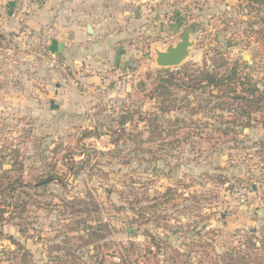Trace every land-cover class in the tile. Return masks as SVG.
Instances as JSON below:
<instances>
[{"label":"rangeland","instance_id":"374dc122","mask_svg":"<svg viewBox=\"0 0 264 264\" xmlns=\"http://www.w3.org/2000/svg\"><path fill=\"white\" fill-rule=\"evenodd\" d=\"M42 1L0 0V149L18 152L6 155L3 168L29 184L40 175L55 178L46 187H25L24 218L0 224V264H21L24 249L34 264L50 262L51 246L67 240L77 256L95 255L102 264L120 257L132 264H217L220 254L240 248L262 257L261 250H247L245 240L264 235V112L254 114L252 126L225 134L232 125L224 121L233 115L206 106V93L190 90L188 103V91L174 90L182 108L162 113L153 90L159 74L222 62L262 87L264 0H174L167 34L155 44L165 49L183 28L199 25L185 61L158 66L155 39L141 36L115 49L130 61L118 69L75 65L51 51L26 24ZM8 10L14 23L5 30ZM177 117L185 123H167ZM155 130L162 136L150 140ZM74 199L97 204V210L75 212V221L105 235L98 249L81 247L76 222L69 231L64 201ZM151 235L167 245L157 250Z\"/></svg>","mask_w":264,"mask_h":264},{"label":"trees","instance_id":"16d2710c","mask_svg":"<svg viewBox=\"0 0 264 264\" xmlns=\"http://www.w3.org/2000/svg\"><path fill=\"white\" fill-rule=\"evenodd\" d=\"M256 2L260 0H255ZM150 76V73H149ZM141 85H145L144 82ZM174 90L188 91L186 96H183L188 103L189 91H201L206 93L208 97L206 100V106L212 105V109L220 110L222 112L229 111L233 118L229 121H224L225 123H230L232 126L225 127V134L233 131L237 133L235 129L237 125L243 127L252 126L253 116L255 113L264 112V85L259 86L257 81H254L248 73H243L242 70H239L237 67H226V63H218L212 68L207 64L204 66L194 67L189 64L183 65L177 71H170L167 74H159L158 82L153 90L154 99L159 102V109L162 113H170L175 110L178 106V100L174 94ZM202 107V105H199ZM192 114H196V110L192 109ZM223 116V115H222ZM131 115L123 118L122 123L126 122L127 119H130ZM142 119H144L142 117ZM181 122L185 123L180 117H177L173 120H167V123L180 124ZM156 133L151 131L150 140L155 136H162V130H155ZM173 132L174 131H170ZM88 136V134H86ZM6 147H1L0 149V224L14 222L15 218H24V212L27 205L29 204L28 199L22 197L23 193L29 195V191L25 190V187L30 186L32 189H39L42 187L49 186L55 178L51 174L40 175L34 184L26 183L22 176L12 177L10 172L14 169L11 167L9 169L3 168L5 164L6 155L10 154L12 157H17L18 152L13 151L10 153L6 151ZM264 160V157H263ZM7 163H10L8 161ZM15 161L11 165H15ZM22 165H19L18 168H21ZM172 189H167V193H171ZM65 205V214H68L70 217V230L75 231V222L79 229V234L77 237L82 240L83 246L93 245V249H98L101 247L100 240L105 238V235H101L100 230L96 228L95 225L86 223L84 220L75 221V212L78 214L84 212H91L90 206H95L94 210H97V204L95 201H86L84 199L79 200H67L64 201ZM78 206V207H77ZM92 206V207H93ZM67 224V225H69ZM83 224V225H82ZM106 228L107 224H103ZM264 229V228H263ZM0 234L3 235L0 230ZM9 239L13 240L14 243L19 244L12 236H9ZM260 242V245L257 246V243ZM70 240L64 241V243H55L51 246L50 249L55 250L54 257L51 258L50 262L44 264H102L103 258L99 259L98 256L92 255L89 256V259L85 261L80 256H77L73 251V248L69 245ZM151 243L157 249L161 250L165 240H161L151 235ZM247 244V250H261L264 252V235L259 239L256 233L251 234L245 240ZM167 245V244H166ZM21 248H23L20 245ZM168 247V246H166ZM151 250V246L148 247ZM63 252L62 254H60ZM174 253L177 255H182L180 250L174 249ZM253 257L249 252L243 251L241 248L238 250L232 249L220 254L217 260V264H264V255L259 257ZM157 255V252L155 253ZM170 257L169 259H172ZM175 261V260H174ZM168 262V261H167ZM21 264H34L32 254L28 249H24L22 253ZM117 264H132L126 257L121 259Z\"/></svg>","mask_w":264,"mask_h":264},{"label":"crops","instance_id":"0c3cea01","mask_svg":"<svg viewBox=\"0 0 264 264\" xmlns=\"http://www.w3.org/2000/svg\"><path fill=\"white\" fill-rule=\"evenodd\" d=\"M173 2L157 0L149 7L145 0H43L26 24L40 31L39 36L47 41L51 51L62 53L69 62L73 58L75 65L85 62L92 67L110 65L118 69L122 67L120 62L130 64L125 54H114L127 39L139 41L141 36L146 41L155 39L153 46L158 43L156 36L167 34ZM13 15L9 10L5 13V30L13 29Z\"/></svg>","mask_w":264,"mask_h":264},{"label":"water","instance_id":"95a60500","mask_svg":"<svg viewBox=\"0 0 264 264\" xmlns=\"http://www.w3.org/2000/svg\"><path fill=\"white\" fill-rule=\"evenodd\" d=\"M91 28V25H89ZM199 28V25H189L179 32V41L169 44L165 49L154 44L152 50L155 53L156 64L161 67L178 66L189 56L193 41L192 33ZM148 54H151L148 52Z\"/></svg>","mask_w":264,"mask_h":264},{"label":"built area","instance_id":"2783aa9c","mask_svg":"<svg viewBox=\"0 0 264 264\" xmlns=\"http://www.w3.org/2000/svg\"><path fill=\"white\" fill-rule=\"evenodd\" d=\"M156 1H157V0H145V4H146V5H149V7H152ZM53 62L56 63L55 60H53ZM55 65H56V66H60L58 63H56Z\"/></svg>","mask_w":264,"mask_h":264}]
</instances>
